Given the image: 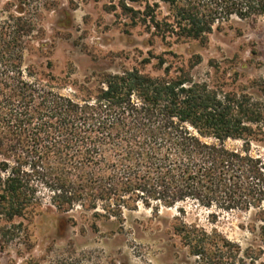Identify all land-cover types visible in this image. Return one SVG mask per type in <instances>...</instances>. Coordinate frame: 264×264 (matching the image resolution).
I'll return each instance as SVG.
<instances>
[{
  "label": "trees",
  "instance_id": "16d2710c",
  "mask_svg": "<svg viewBox=\"0 0 264 264\" xmlns=\"http://www.w3.org/2000/svg\"><path fill=\"white\" fill-rule=\"evenodd\" d=\"M28 2L17 0V15L0 20V221L14 225L45 209L67 215L80 208L94 212L97 229L99 220L123 226L125 211L184 215L190 204L211 212L213 224L219 214L255 212L251 227L264 246V157L252 152L264 143V106L196 81L202 57L179 62L171 50L206 45L234 19L264 18V0H110L129 29L166 44L168 52H150L141 62L155 61L161 74H102L73 97L25 66L36 29L25 17ZM172 230L192 264H257L263 254L182 217Z\"/></svg>",
  "mask_w": 264,
  "mask_h": 264
},
{
  "label": "rangeland",
  "instance_id": "374dc122",
  "mask_svg": "<svg viewBox=\"0 0 264 264\" xmlns=\"http://www.w3.org/2000/svg\"><path fill=\"white\" fill-rule=\"evenodd\" d=\"M110 5V0H30L25 17L36 29L26 47L25 66L71 97L86 82L96 84L102 74L138 68L160 75L153 67L155 61L148 66L141 62L150 52L155 56L168 52L166 44L159 39L151 44L142 28L129 29L128 20L117 17ZM16 6L17 0H0V20L16 14ZM171 50L179 62H187L192 55L202 57L193 70L196 81L248 94L264 106V18L234 19L221 31L215 30L206 45L186 42ZM241 144L227 143L231 148ZM252 152L264 157V143H254ZM184 208L186 213L180 215L177 209L155 214L140 207L124 212L123 226L99 220L97 229L92 227L94 212L83 213L80 208L67 215L45 209L14 225L0 221V264H192L173 236L175 217L208 230L216 228L243 249L261 248L257 264H264V246L251 227L255 212L219 214L213 224L211 212L190 204ZM71 217L76 225L68 221ZM6 229L12 237L4 238Z\"/></svg>",
  "mask_w": 264,
  "mask_h": 264
}]
</instances>
